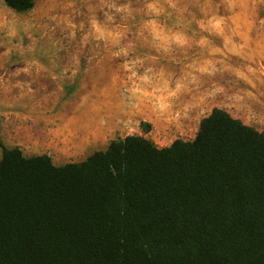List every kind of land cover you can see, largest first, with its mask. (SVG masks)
Segmentation results:
<instances>
[{
  "label": "rangeland",
  "instance_id": "1",
  "mask_svg": "<svg viewBox=\"0 0 264 264\" xmlns=\"http://www.w3.org/2000/svg\"><path fill=\"white\" fill-rule=\"evenodd\" d=\"M213 107L264 130V0H0L4 146L57 165L130 134L163 147Z\"/></svg>",
  "mask_w": 264,
  "mask_h": 264
},
{
  "label": "trees",
  "instance_id": "2",
  "mask_svg": "<svg viewBox=\"0 0 264 264\" xmlns=\"http://www.w3.org/2000/svg\"><path fill=\"white\" fill-rule=\"evenodd\" d=\"M0 147V264H264V130L222 108L61 165Z\"/></svg>",
  "mask_w": 264,
  "mask_h": 264
},
{
  "label": "crops",
  "instance_id": "3",
  "mask_svg": "<svg viewBox=\"0 0 264 264\" xmlns=\"http://www.w3.org/2000/svg\"><path fill=\"white\" fill-rule=\"evenodd\" d=\"M94 140H95L94 137L88 139V141L90 142V144L88 145V147H90V145L92 146L93 144H95V143H93V142L91 143V141H94ZM93 147H94V146H93ZM93 147H92V148H93Z\"/></svg>",
  "mask_w": 264,
  "mask_h": 264
}]
</instances>
